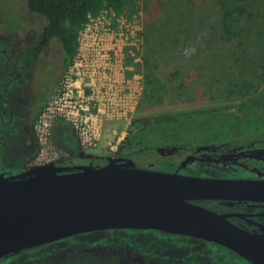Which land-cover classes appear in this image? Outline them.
<instances>
[{
	"label": "rangeland",
	"instance_id": "obj_1",
	"mask_svg": "<svg viewBox=\"0 0 264 264\" xmlns=\"http://www.w3.org/2000/svg\"><path fill=\"white\" fill-rule=\"evenodd\" d=\"M240 7L250 16L238 25V35H229L224 12ZM117 14L143 28L142 61L135 70L143 77L144 92L133 117L106 122L101 142L82 151L87 157L78 156L76 162L97 165L110 157H124L139 165L149 159L159 170L169 171L191 149L208 152L210 146L264 129V0H126ZM0 16V37H5L8 27L23 22V16L37 15L29 11L26 0H0ZM126 62L130 65L133 60ZM164 116L173 120H156ZM141 119L150 123L131 125ZM10 137L17 143L24 139L19 132ZM69 138L78 146L72 132ZM119 141L113 153L110 145ZM145 148L148 156L140 153ZM31 161L23 170L31 168ZM3 172L16 175L20 170L1 167ZM123 236L121 232L81 235L1 258L0 264H148L147 253L137 257V246ZM175 237L170 236L169 242L181 245ZM215 248L208 247L214 264H249L226 249Z\"/></svg>",
	"mask_w": 264,
	"mask_h": 264
},
{
	"label": "water",
	"instance_id": "obj_2",
	"mask_svg": "<svg viewBox=\"0 0 264 264\" xmlns=\"http://www.w3.org/2000/svg\"><path fill=\"white\" fill-rule=\"evenodd\" d=\"M154 166L110 157L100 166L49 164L1 174L0 259L93 232L155 230L202 238L264 264L263 237L193 203L263 201L264 181L192 177Z\"/></svg>",
	"mask_w": 264,
	"mask_h": 264
},
{
	"label": "flooded vegetation",
	"instance_id": "obj_3",
	"mask_svg": "<svg viewBox=\"0 0 264 264\" xmlns=\"http://www.w3.org/2000/svg\"><path fill=\"white\" fill-rule=\"evenodd\" d=\"M37 16L31 18L23 16L21 20L23 22L9 26L5 37H0V44H3V48H0V168L3 167L1 161L3 141L5 139V143L9 144L8 138L11 140L10 136L15 132L22 133L24 138L31 136L38 152L33 121L49 102L68 69L65 61L68 57L60 41L57 38H50L45 33L47 21L44 17ZM254 132L250 136L239 137L242 138L239 140L224 142L220 146H210L213 148L208 152L195 153L197 148L191 149L184 158L173 163L169 167L170 170L165 172H178L201 178L264 181V129H257ZM27 150L26 146L15 149L12 158H17L16 155L21 156ZM189 157L191 161L180 168ZM213 158L218 159V162H213ZM147 160L144 164H139L142 166L133 161L138 168L155 163L154 169L162 171L156 167V162L151 163ZM193 203L226 216L233 225L264 238V200H203ZM100 232L123 233L122 239L137 246L139 252L137 257H141L143 252L147 253L144 256H149L148 264H214L213 254L208 249L211 246L217 250L226 249L242 258L235 252L202 238L155 230H107L89 234ZM157 234L163 235L162 239L156 238ZM170 236H176L175 238L181 240L182 244L173 245L169 242ZM144 240L148 242L144 244ZM62 241L44 246L49 247ZM125 244L128 246L127 242ZM162 249H165L163 253L160 252ZM15 255L17 254L3 258Z\"/></svg>",
	"mask_w": 264,
	"mask_h": 264
},
{
	"label": "built area",
	"instance_id": "obj_4",
	"mask_svg": "<svg viewBox=\"0 0 264 264\" xmlns=\"http://www.w3.org/2000/svg\"><path fill=\"white\" fill-rule=\"evenodd\" d=\"M142 45L143 28L137 22L109 8L88 15L73 62L34 124L38 152L30 167L59 165L70 157L55 141L58 121L70 126L85 151L101 142L106 122L133 117L144 92L143 77L136 72ZM119 143L110 145L113 153Z\"/></svg>",
	"mask_w": 264,
	"mask_h": 264
},
{
	"label": "trees",
	"instance_id": "obj_5",
	"mask_svg": "<svg viewBox=\"0 0 264 264\" xmlns=\"http://www.w3.org/2000/svg\"><path fill=\"white\" fill-rule=\"evenodd\" d=\"M26 3L31 13L46 19L47 26L45 33L50 38H57L60 41L68 57L65 58L66 67L68 68L72 64L77 52L78 35L87 21L88 15L90 13H97L103 8L113 9L120 13L126 5V0H26ZM224 16L227 18L225 32L229 35H238L240 31L238 25L246 23L250 14L246 12L245 8L240 7L226 9ZM144 62L148 64V60H144ZM41 112L42 110L33 121V126ZM156 120L171 121L173 118L164 116ZM149 123V120L141 119L135 120L131 125L142 124L147 126ZM130 135L131 134L127 137V141L131 147ZM146 149L148 148H145V150H142L140 153L146 156ZM70 164L71 162L68 158L63 160L59 165L66 166ZM104 164L105 163H98L97 166Z\"/></svg>",
	"mask_w": 264,
	"mask_h": 264
},
{
	"label": "crops",
	"instance_id": "obj_6",
	"mask_svg": "<svg viewBox=\"0 0 264 264\" xmlns=\"http://www.w3.org/2000/svg\"><path fill=\"white\" fill-rule=\"evenodd\" d=\"M71 132H72V129L70 128V126L67 123L62 122V121H58L56 123V126H55V141H56V143L58 144V146L61 149L68 152V154L70 156L69 161L72 164H75V165H87V164H89V163L79 164L78 160L76 162V158H78V156H80V158H84L87 156L80 149L77 138H76V141L78 143V146L72 144V142L70 141V138H69V134H71ZM73 135H74V133H73ZM16 140L17 139H12L11 141H9V144H8V142H6L7 143L6 147L3 150V151H5V157L1 161L3 163V169H8V167H11V168L16 167L20 170V172H22L23 168H25L26 164H28L31 161V159H33L36 156L37 147L35 146V144H33V142H32L33 138L31 136H27L20 143H17ZM19 140H20V138H19ZM19 140H18V142H19ZM24 146H26V149H28L29 151L27 150L25 153H23L19 157H18V155H16L17 158H12V156H14L12 154H13L14 150L16 149V147L19 148V147H24ZM19 152H21V151H19ZM88 158H90V157H88Z\"/></svg>",
	"mask_w": 264,
	"mask_h": 264
}]
</instances>
